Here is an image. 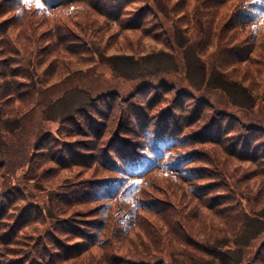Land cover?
Masks as SVG:
<instances>
[{
  "label": "trees",
  "instance_id": "trees-1",
  "mask_svg": "<svg viewBox=\"0 0 264 264\" xmlns=\"http://www.w3.org/2000/svg\"><path fill=\"white\" fill-rule=\"evenodd\" d=\"M100 1L40 0L43 8L38 9L34 0L27 4L23 0H0V78L13 72L17 79L14 87L0 89V97L8 92L7 98L17 95L23 98V105L34 102V107L52 101L50 93L37 99L19 94L20 85L36 76L34 65L46 50L53 54V61L72 60L67 64L72 69L78 61L81 65L92 61L97 47L113 45L117 38L122 39V47L131 48V42L140 37L138 31L147 29L144 14L151 7L132 18V13L126 14L130 9L124 0L120 3L122 11L120 7L102 6ZM191 1L195 3L193 12L198 6L211 7L209 24L218 17L209 30V43L201 44L198 52L206 54L212 49L215 67L249 80V90L244 91L251 96L250 91H261L257 100L264 104V0H208L203 5L199 0ZM77 2L89 9L70 10L72 16L62 12L63 7ZM191 7L190 3L188 12ZM74 18L72 27L78 22L77 28L69 39L67 22ZM39 30L44 32L39 34ZM238 35L244 37L238 40ZM19 53L26 66L3 65ZM111 59L108 61L115 69ZM81 65L73 70L77 76L83 74ZM31 69L33 75L29 74ZM150 76L157 78L159 73ZM69 78H51L48 85L57 81L53 87ZM38 79L43 82L42 77ZM79 82L84 85L83 80ZM139 86L137 95L150 90L144 102H135L130 94L116 90L84 88L90 107L79 108L63 119L57 133L42 136L32 150L25 147L29 149L28 168L45 167L40 179H32L37 183L48 172L94 164L85 174L63 177L58 193L50 191L49 204L38 199L28 201L33 195L10 179V186L0 192V264H171L159 257L150 243L147 220L151 216L166 225L161 240L167 246L183 241L185 236L189 244L199 245L203 242L197 238L206 236L198 256L203 254L210 264H264V228L245 243L236 240L244 227V197L251 195L254 203L264 204V125L236 118L211 96L197 95L199 106L192 109L194 96L174 81L161 79L156 85L148 77ZM122 99L129 106L121 111V120L112 133L107 120ZM249 102L246 109L254 104L253 99ZM108 129L112 135L103 141ZM137 132L142 133L139 139L133 135ZM187 147L194 148L173 152ZM198 161L200 166H190ZM0 165L5 166L6 160H0ZM203 179L209 180L194 184ZM161 185L168 188L181 209L178 213L170 208V219L148 203L152 191L163 194L156 188ZM219 188L223 190L209 196ZM261 211L264 217V208ZM225 231L228 233L221 237ZM226 237L233 239V247L230 242L217 243ZM235 250H241L239 259L233 256Z\"/></svg>",
  "mask_w": 264,
  "mask_h": 264
},
{
  "label": "rangeland",
  "instance_id": "rangeland-1",
  "mask_svg": "<svg viewBox=\"0 0 264 264\" xmlns=\"http://www.w3.org/2000/svg\"><path fill=\"white\" fill-rule=\"evenodd\" d=\"M198 2L203 5L207 4L208 0H199ZM120 3L121 0L100 1L102 6L112 5L113 7H120ZM124 3L130 9V11H126V14L132 13V18L139 13H145L146 9L151 7V11L144 14V26L147 29L144 33L138 31L140 37L136 39V43L131 42V48L122 47V39L117 38L113 41V45L106 48L103 45L97 47L92 61L89 63L85 62L83 65L78 61L72 69L67 67V64L73 62L72 60L61 58L53 61V54L46 50L40 53L42 57L34 65L36 76L33 75L31 69L29 74L33 75V78L28 80V83L24 86L20 85L22 90L19 94L21 96L27 95L31 99H37L42 97V94L45 96L50 93L53 98L52 101L48 104L43 103L34 107V102L26 106L23 105V98H17V95L13 98H7L8 92L0 97V160L4 162L6 160L5 166L0 165V192L10 186L9 181L13 178V183L19 182L18 185L22 189H26L27 193L30 192L33 195L27 194L31 196L27 198L28 201H36L38 199L49 204L50 191L53 190L55 194L58 193L59 188L57 187L61 184L63 177H70L79 172L85 174L88 167L94 164H89L84 169L71 167L62 172H48L45 174L44 180L37 183L36 180L32 179L38 177L40 179L41 169L45 167L41 169L28 168L27 154L29 155V149H25L26 146H29L32 150L42 136L48 133H57L58 129L64 124H62L63 119L73 115L77 109L89 108L90 96L87 90L83 91L88 86L99 92L116 90L124 95L130 94L135 102H144L146 98L148 99L150 90L146 93L147 97H145L146 95L136 94L137 89L140 87L139 84H142V80L149 77L156 85L161 79L174 81L194 96L192 102L191 100L189 101L192 109L199 106L196 100L197 95L207 98L211 96L216 100V103L221 102L223 108H227L230 113L237 115L236 118L241 117L243 121L264 125V104L262 102L259 103L257 100V97L262 95L261 91H250L254 96L247 95L248 92L246 93L244 89L247 90L248 85L250 86L249 80L245 81L240 74L233 77L218 67L216 68V56L212 54V49L209 48V52L206 54L198 52L201 44L206 46L209 43V30L218 21V17L215 16L212 18L213 24H209L207 14L211 7L201 9L198 6L196 11L193 12L192 8L195 7V3L191 0H124ZM190 3L192 7L191 11L188 12ZM63 8L62 12L70 16H72L70 10L75 8L89 9L88 6L79 4V2L66 5ZM174 9L176 12H174ZM120 11H122L121 7ZM185 12L187 13L185 14ZM178 18L180 21L179 25L176 22ZM222 20L224 21V19ZM67 23H69L68 29L70 30L69 39H72L73 36L71 34H75L74 30L77 28L78 22H76L74 27L72 26L75 23V18ZM187 24H189L188 27ZM43 32L44 30H39L37 33L41 34ZM153 32H156V34L154 35ZM237 37L238 40H241L244 36L238 35ZM45 43V40H43L42 45ZM19 54L14 60L3 62V65L6 67H11L15 64L26 66L27 63L22 62V54ZM108 58H112L111 60L114 61L115 69L108 61ZM226 58H229V56H226ZM50 62H53L51 66ZM80 65L83 71L80 76L83 77L84 85L79 82L82 80H80V76H77L78 73L74 74L73 72ZM154 72L159 73L157 78L150 76ZM47 73L49 75L45 79ZM12 74L13 72H10L8 76L0 78V89L15 86L17 79ZM58 76H61V78L70 76V78L50 87L57 82L55 81L48 85L50 79L56 80ZM39 77H42V83L38 79ZM235 83L240 84V86ZM92 94L95 95V92H92ZM252 99L254 104L251 108L246 109L251 105L249 100ZM188 105H185L181 111H185ZM125 106H129L128 101L124 99L118 100L113 114L107 120L108 125L113 129L112 133L121 120V111L124 110ZM109 129L106 131V135H103V141L110 139L112 134H110ZM133 135H135V139H139L142 133L137 132ZM132 138L134 136L130 139ZM191 148L194 147L179 148L173 152L175 154L185 153L187 152L185 150ZM220 158L222 159L223 156H220ZM200 163L201 161H198L190 166L198 167ZM96 165L98 166V164ZM91 168L94 169V166ZM98 168L103 170L100 166ZM207 180L209 179L197 180L194 181V184H205ZM156 188L163 194L156 191L150 193L151 197H149L148 203L153 205L154 210L160 209L163 212V217L168 219H170L168 215L171 212L170 208H174L175 212L180 213L179 204L177 201L172 200L171 192L168 193V188L163 185L156 186ZM222 190L223 188L214 189L209 196ZM166 198L168 199L165 203L162 199L166 200ZM244 198L246 202L242 211L244 227H241L240 237L236 240L245 243L264 228V217L261 215L264 204L254 203L251 195H247ZM20 201L25 202L23 200ZM162 203L166 208L162 207ZM147 224L149 226L147 230L152 235L150 243L153 245L154 250H157L159 257L165 262L171 264H196L203 260L201 264H210L206 256H203V254L198 256L200 251H202V244L206 243V236L197 238V242H203L199 245L189 244V239L185 236L183 241H176L171 246H167L161 240L162 233L165 234L166 225L163 222L154 220L152 216L148 217ZM227 233L225 231V234L221 237H224ZM227 242H230L233 247L234 241L230 237L217 239V243L222 245ZM235 244L237 246L244 245ZM240 254L241 250H235L233 256L239 259Z\"/></svg>",
  "mask_w": 264,
  "mask_h": 264
},
{
  "label": "snow or ice",
  "instance_id": "snow-or-ice-1",
  "mask_svg": "<svg viewBox=\"0 0 264 264\" xmlns=\"http://www.w3.org/2000/svg\"><path fill=\"white\" fill-rule=\"evenodd\" d=\"M24 3H30L32 2V0H23ZM34 2L36 3V6L38 9H42L43 8V5L41 4L40 0H34ZM255 30V29H253ZM136 183H139V181H136Z\"/></svg>",
  "mask_w": 264,
  "mask_h": 264
}]
</instances>
